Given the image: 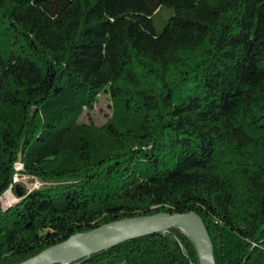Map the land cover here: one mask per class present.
I'll use <instances>...</instances> for the list:
<instances>
[{"label": "trees", "instance_id": "16d2710c", "mask_svg": "<svg viewBox=\"0 0 264 264\" xmlns=\"http://www.w3.org/2000/svg\"><path fill=\"white\" fill-rule=\"evenodd\" d=\"M101 96L107 122L81 118ZM0 264L195 211L216 264H264V0H0ZM71 264H199L178 229Z\"/></svg>", "mask_w": 264, "mask_h": 264}, {"label": "water", "instance_id": "95a60500", "mask_svg": "<svg viewBox=\"0 0 264 264\" xmlns=\"http://www.w3.org/2000/svg\"><path fill=\"white\" fill-rule=\"evenodd\" d=\"M174 228L187 233L192 239L199 264H216L211 237L202 217L195 211L161 212L118 220L71 237L20 264H71L126 241L167 232Z\"/></svg>", "mask_w": 264, "mask_h": 264}, {"label": "rangeland", "instance_id": "374dc122", "mask_svg": "<svg viewBox=\"0 0 264 264\" xmlns=\"http://www.w3.org/2000/svg\"><path fill=\"white\" fill-rule=\"evenodd\" d=\"M110 115H111V102L107 97L101 96L92 111L90 112L85 111V113L81 118V121L84 122L92 121L97 125H102L107 122ZM22 186L25 187L26 190L30 191L35 189H46L51 186H55V184L44 183L39 179L34 178L28 181L27 184L24 183V185ZM17 199L19 198L17 197ZM1 210L3 211L2 206H0V211Z\"/></svg>", "mask_w": 264, "mask_h": 264}, {"label": "built area", "instance_id": "2783aa9c", "mask_svg": "<svg viewBox=\"0 0 264 264\" xmlns=\"http://www.w3.org/2000/svg\"><path fill=\"white\" fill-rule=\"evenodd\" d=\"M35 177L28 175L25 172L24 163L19 159L14 164V174L12 176V182L8 188V190L0 197V206H2L3 210H6L11 205L17 202V197L13 193L14 187L18 185H24V183H28V181L34 179Z\"/></svg>", "mask_w": 264, "mask_h": 264}]
</instances>
